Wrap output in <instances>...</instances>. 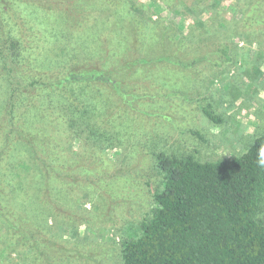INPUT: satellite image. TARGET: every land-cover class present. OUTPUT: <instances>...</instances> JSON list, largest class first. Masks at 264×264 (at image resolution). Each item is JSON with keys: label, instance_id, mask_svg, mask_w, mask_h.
Segmentation results:
<instances>
[{"label": "rangeland", "instance_id": "rangeland-1", "mask_svg": "<svg viewBox=\"0 0 264 264\" xmlns=\"http://www.w3.org/2000/svg\"><path fill=\"white\" fill-rule=\"evenodd\" d=\"M219 1L214 8L216 0H137L139 13L113 9L106 0H0L4 36L9 31L27 43L40 41L43 65L88 61L111 71L119 91L90 81L82 102L93 124L118 129L122 139L95 157L77 139L68 141L71 134L57 120L40 113L26 118L35 129L59 128L55 134L71 162L53 168L60 182L52 188L26 181L27 195L39 196L40 209L52 208L53 215L36 233L39 250L35 244L22 250L0 223V264H124L122 243L153 212L162 179L157 152L229 161L264 134V0ZM122 39L127 49L120 48ZM8 98L0 73V107ZM205 108L222 122L209 121ZM20 158L8 161L10 169L32 163ZM24 228V237L34 240L33 225Z\"/></svg>", "mask_w": 264, "mask_h": 264}, {"label": "trees", "instance_id": "trees-1", "mask_svg": "<svg viewBox=\"0 0 264 264\" xmlns=\"http://www.w3.org/2000/svg\"><path fill=\"white\" fill-rule=\"evenodd\" d=\"M106 1L113 9L129 6L131 11L141 13L137 0H129L128 5L127 0ZM189 1L199 4L204 0ZM220 3L216 0L212 7ZM92 5L83 6L88 9ZM5 29L0 14V73L9 88V98L0 107V223L5 225L8 237L24 245L22 250L30 244L39 250L36 233L48 224L54 209L47 211L42 204L40 209L39 196L34 199L27 195L25 183L29 179L43 181V187L52 188L58 180L54 169L60 171L59 164L65 166L71 159L64 140L55 134L61 133L59 128L49 133L31 127L25 120L34 113L57 120L71 134L68 141L77 139L100 157L106 149L119 147L122 139L118 129H102L92 123L93 114L82 98L90 93V81L111 83L119 90L105 66L106 70L93 69L88 61L62 65L60 69L52 68L47 61L43 65L40 41L27 43L22 35L15 38L9 31L6 37ZM30 31L36 38L37 26ZM130 32L137 35L134 27ZM127 46L122 39L120 48ZM204 114L215 124L222 122L208 108ZM193 134L202 138L199 133ZM262 144L264 134L229 161L201 162L193 155L157 152L162 179L153 195V212L122 243L124 264H264V168L258 165ZM15 154L18 158L29 156L32 163L22 160L23 171L15 166L10 169L12 165L7 163ZM30 223L34 240L23 233L24 225Z\"/></svg>", "mask_w": 264, "mask_h": 264}, {"label": "clouds", "instance_id": "clouds-1", "mask_svg": "<svg viewBox=\"0 0 264 264\" xmlns=\"http://www.w3.org/2000/svg\"><path fill=\"white\" fill-rule=\"evenodd\" d=\"M258 165L264 168V144H262L258 150Z\"/></svg>", "mask_w": 264, "mask_h": 264}]
</instances>
